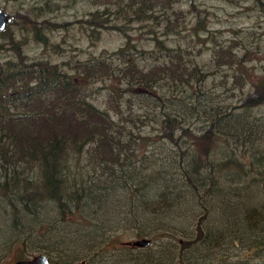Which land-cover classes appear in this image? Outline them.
I'll return each mask as SVG.
<instances>
[{
    "label": "trees",
    "instance_id": "16d2710c",
    "mask_svg": "<svg viewBox=\"0 0 264 264\" xmlns=\"http://www.w3.org/2000/svg\"><path fill=\"white\" fill-rule=\"evenodd\" d=\"M177 1L127 0L126 4L128 7L136 5L139 11L152 12L158 6L174 9ZM117 12L127 15L122 8ZM97 13L98 10L94 15ZM204 19L197 15L192 29L185 25L182 10H172L160 21L164 38L155 30L151 31L154 43L150 49H135L127 54L130 48H126L127 43L116 49L115 53L128 55L119 68L123 76L119 82L125 79L127 91L139 95H149L158 87H167L169 91L167 95L164 92L158 95L160 102L170 108L161 115L154 114L159 124L155 133L137 134L138 141L132 148L131 143L136 139H124L126 133L121 134L125 125H119L109 110L100 108L89 98L90 83L117 77L118 69L111 61L103 57L81 63L70 73L57 63L27 61L17 45L19 42L11 40V43L16 42L12 47L15 53L0 63V196L9 204L13 223L21 224L15 225L18 231L15 241L22 247L15 253V259L28 257L33 250L46 254L58 250L61 241L43 240L46 234L59 230L60 221L92 226L91 234L96 236L90 238L86 255L89 261L100 255L101 241L119 240L123 231L110 233L117 229H133L138 238H175L180 250L168 244L160 252L172 259L168 264H199L198 257L203 260L209 251L222 256L228 253L223 248L225 237L213 239V231L204 222L196 229L191 228V235L182 232L179 236L177 232L181 231L164 223L163 217L177 200L172 202L166 191L154 197L159 193L160 182L182 188L183 192L202 188L203 193L209 194L214 189L215 192L223 190L224 184L241 190L250 181H258L264 191V120L250 118L252 109L264 104V74L250 75L248 69L240 66L245 71H235L231 81L232 88H239L236 101L220 104L213 99V90L208 86L209 69L188 58L191 53L188 45L169 44V34L185 36L183 30H188L190 36L200 37V29H207ZM37 28H34L35 34L42 40ZM219 49L218 46L216 50ZM144 52L152 56V64L138 63L137 56ZM223 58L230 64H242L243 60L230 49L216 51V60ZM191 95L199 101L200 106L190 103L189 108L202 114L205 122L201 128L187 123V116L180 109ZM166 143L174 147V154L168 160L156 150ZM118 190H122L121 195L111 197L112 192ZM202 199L199 194L195 207ZM109 200L112 206L116 202L123 205L127 213L142 214V221L134 220L128 213L124 220L103 224L110 213L106 210L102 213L98 207ZM50 202L55 207V219H39L40 209ZM92 205L96 207L93 209ZM205 207L202 205L195 210V218L210 215ZM86 210H93V217ZM23 212L33 213L36 219L26 220ZM263 215L264 206L247 211L246 237L253 238L247 242L253 255L252 259L245 260L247 264H264V248H260L264 245V223L258 224ZM95 231L97 233H93ZM35 236L40 240H35ZM234 238L231 249L239 244ZM199 247H203L206 254L194 255ZM78 256V253L69 254L62 257L60 263L85 259ZM217 260L215 264H227L225 260ZM230 264L241 262L230 261Z\"/></svg>",
    "mask_w": 264,
    "mask_h": 264
},
{
    "label": "rangeland",
    "instance_id": "374dc122",
    "mask_svg": "<svg viewBox=\"0 0 264 264\" xmlns=\"http://www.w3.org/2000/svg\"><path fill=\"white\" fill-rule=\"evenodd\" d=\"M126 2L127 0H0V8L14 15L5 29L0 31V63L13 57L15 50L12 47L16 46L14 45L16 42H19L17 45L27 61L41 60L57 63L70 73L75 72L81 63L105 57L118 69L116 70L117 77L115 79L104 78L90 83L89 98L100 108L109 110L119 125H125V128L121 129L123 136L126 133L124 139L127 137L136 139V142L131 143V148L136 146L137 134L146 131L155 133L159 124L155 122L154 114L161 115L162 111L170 108L162 100L160 102L158 95L162 92L167 95L169 91L167 87H158L156 92H151L149 95L133 94L127 91L125 79L119 82L123 77L119 68L124 65L128 55L122 56L115 51L126 43L128 44L125 45L126 48L130 47L127 54L134 52L135 49L137 51L150 49L154 43L152 30H155L160 35L159 37L164 38L165 34L160 21L165 13L182 10L185 25L192 29L197 15L205 17L204 26L207 29H200V37L190 36L187 34L188 30H183L185 36L180 34L181 36L178 37L175 34H169V44H180L184 47L188 45L191 49L188 58L195 59L204 69H209L208 86L213 90V99L219 101L220 104L235 102L239 95L238 86L232 88L231 83L232 74L235 71L248 69L247 72L250 75L264 74V0H178L174 9L158 6L152 12L146 9L139 11L135 8L136 5L128 7ZM120 8L127 15L119 14L117 10ZM97 10L98 13L94 15ZM35 26H38L37 32L39 37H43L42 40L37 38ZM12 39L16 42L11 43ZM218 46L220 49L216 50ZM227 49L232 50L239 59H243L242 64H230L225 58L217 61L216 51L222 52ZM137 61L140 65H148L152 64L154 59L144 52L142 56H137ZM114 85L117 86L112 92ZM174 92H176L175 89ZM194 98L195 95L187 97L185 104L180 105V109L184 112V116H187V123L201 128L205 122L202 114L193 112L192 108H189L190 103L195 105L199 102ZM167 103L170 104L168 101ZM197 105L200 106L198 103ZM146 112L147 115H145ZM253 117H260L259 122L264 120V104L252 109L250 118ZM129 129L131 133H127ZM143 147L144 145L141 149ZM156 150L166 160L174 154L172 152L174 147L168 146L167 143L163 147H157ZM224 185L226 187L223 190L218 189L215 192L214 189L209 194L203 193L199 185L196 187L199 190L192 188L185 193L181 191L184 190L182 188L160 182L158 184L159 193L154 196L158 197L166 191L172 202L177 200L171 210L167 209L168 213L163 217L165 218L164 223L181 231L177 232L179 236L182 232L191 235L189 232L191 228L196 229L204 222L213 231V239L225 237L223 248L224 252L228 253L222 256L209 251V255L204 256L203 260L198 257L199 264L203 262L204 264H215L217 259L225 260L227 264H230V261L247 264L245 260L253 258L252 250L247 244L253 238L246 237L245 232L248 229L246 226L247 211L264 206V191L258 181H250L241 190L239 187L234 188L231 184ZM120 192L122 193V190L112 192L111 197L120 196ZM199 194L203 196L202 203L195 207ZM110 200L102 204L101 208L98 207L100 212L104 213L103 210H106L110 213L109 218L103 220V224H111L113 220H124L129 216L128 213H131L130 211L127 213L126 208L117 202L115 206H112ZM202 205L206 206L210 215L207 218L204 216L195 218V210L198 211ZM91 207L94 209L96 206ZM140 210H144L143 207ZM39 212V219L54 220L56 217L52 202L46 203ZM86 213L91 214L92 217L94 215L93 210H86ZM22 214L26 220L33 221V213L23 212ZM131 215L136 221L141 222L143 219L142 214L131 213ZM17 223H13L9 204L0 196V264L14 262L15 253L22 248L15 241L18 232L15 226ZM62 223L63 221L58 223L60 227L56 230L57 232L46 234L43 240V242L61 241L57 245L60 247L58 250L54 249L52 254L47 253L48 257L58 259V261L64 256L78 253V257L80 255L85 257L81 260H85L86 264H168L169 259L170 261L172 259L160 254L164 250L163 247L168 244L174 250L175 247L178 249L180 247L175 238H167V240L162 236L153 238L147 246L126 244L125 241L138 238L135 236V231L117 229L110 233L115 235L123 231L119 240L103 243L101 241L98 245L102 244L100 255H95L89 261L86 255L90 250V238L96 236L91 234L92 226L70 221ZM263 223L264 215L258 224ZM17 225L21 226L20 223ZM262 233L264 234V231ZM103 237L101 235V239ZM233 238L239 244L231 249ZM34 239L40 240L36 236ZM260 248H264V245ZM38 252L40 251L33 250L29 256ZM198 252L206 254L203 247H199L194 255ZM192 259L195 260L196 257Z\"/></svg>",
    "mask_w": 264,
    "mask_h": 264
},
{
    "label": "water",
    "instance_id": "95a60500",
    "mask_svg": "<svg viewBox=\"0 0 264 264\" xmlns=\"http://www.w3.org/2000/svg\"><path fill=\"white\" fill-rule=\"evenodd\" d=\"M14 18L12 13H9L2 8H0V31L3 30L6 25ZM151 240L148 237H141L133 240L125 241L126 244L136 245V246H147L150 244ZM52 262L60 264L58 259L48 257L44 252L35 253L29 257L16 259L10 264H51ZM69 264H86L85 260L75 261Z\"/></svg>",
    "mask_w": 264,
    "mask_h": 264
},
{
    "label": "flooded vegetation",
    "instance_id": "af4514ba",
    "mask_svg": "<svg viewBox=\"0 0 264 264\" xmlns=\"http://www.w3.org/2000/svg\"><path fill=\"white\" fill-rule=\"evenodd\" d=\"M52 263H54V262H52ZM52 263H51V264H52ZM59 263H60V261H59ZM65 264H66V263H65Z\"/></svg>",
    "mask_w": 264,
    "mask_h": 264
},
{
    "label": "bare ground",
    "instance_id": "6f19581e",
    "mask_svg": "<svg viewBox=\"0 0 264 264\" xmlns=\"http://www.w3.org/2000/svg\"><path fill=\"white\" fill-rule=\"evenodd\" d=\"M149 238V237H148ZM151 240V239H150ZM79 261V260H78ZM75 262V261H74ZM72 263V262H71Z\"/></svg>",
    "mask_w": 264,
    "mask_h": 264
}]
</instances>
